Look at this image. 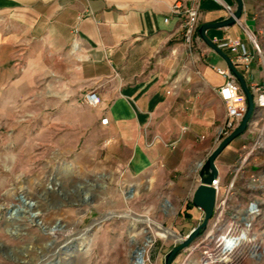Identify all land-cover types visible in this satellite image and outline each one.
Masks as SVG:
<instances>
[{"label": "crops", "instance_id": "0c3cea01", "mask_svg": "<svg viewBox=\"0 0 264 264\" xmlns=\"http://www.w3.org/2000/svg\"><path fill=\"white\" fill-rule=\"evenodd\" d=\"M243 3L241 19L264 51V0ZM176 4L183 5L179 14L172 12ZM225 5L236 8L237 2L0 0V98H46L64 110L92 108V127L127 154L132 176L165 173L194 192L196 166L213 148L225 118L216 92L225 79L215 68L228 66L197 38L190 59L185 10L199 6L201 27L226 20ZM207 36L240 38L253 49L236 25L209 29ZM242 75L248 86L262 82V66L255 62ZM92 90L102 99L97 108L82 101ZM75 121L88 128V110ZM246 144L245 136L235 139L219 156V167L235 162L238 155L230 159L228 151L239 153ZM189 213L198 222L203 215L194 206Z\"/></svg>", "mask_w": 264, "mask_h": 264}, {"label": "rangeland", "instance_id": "374dc122", "mask_svg": "<svg viewBox=\"0 0 264 264\" xmlns=\"http://www.w3.org/2000/svg\"><path fill=\"white\" fill-rule=\"evenodd\" d=\"M74 108L0 98V264H131L146 237L166 235L162 226L184 236L200 224L189 213V186L160 172L132 176L127 154L92 127V108L83 129L75 118L87 110ZM22 194L37 203L40 221L29 218L34 208L11 219ZM161 250L159 241L153 264L166 263Z\"/></svg>", "mask_w": 264, "mask_h": 264}, {"label": "built area", "instance_id": "2783aa9c", "mask_svg": "<svg viewBox=\"0 0 264 264\" xmlns=\"http://www.w3.org/2000/svg\"><path fill=\"white\" fill-rule=\"evenodd\" d=\"M225 9L228 18L234 17L236 8L225 5ZM182 10L183 5L176 4L172 12L179 14ZM185 15L184 43L191 59L197 48L195 38L199 43H204L199 35V6L186 9ZM165 21L169 22V19ZM235 25L242 30L252 50L240 38L226 37L222 40H211L218 48L232 56L229 58L241 74L249 73L255 62L262 66L263 81H253L250 86L247 85L254 98V112L247 131L242 136L250 135L251 143L247 142L237 160L224 169H221L216 161L219 174L211 185L216 191L213 216L201 234L180 251L176 260L178 264H246L248 261H257L264 257V51L260 47L257 35L241 18L236 19ZM215 71L225 79L224 85L216 89L221 102L225 105V118L217 131L213 148L196 166L198 185L200 172L210 155L239 127L248 110L247 97L230 68L216 67ZM198 74L201 75L199 72ZM82 101L93 108L102 104L100 95L94 90L86 93ZM108 123V118L101 120L103 126ZM186 130L184 128L183 131ZM194 193L195 191L192 193L191 203ZM204 217L203 212L199 220L200 224ZM161 231L166 235L161 236L156 233L149 235L150 240H145L137 247L131 264H153L151 252L159 241L162 242L159 260L163 259L166 262L170 251L186 240L192 230L184 236L164 226ZM170 247V251L161 254L165 248Z\"/></svg>", "mask_w": 264, "mask_h": 264}, {"label": "water", "instance_id": "95a60500", "mask_svg": "<svg viewBox=\"0 0 264 264\" xmlns=\"http://www.w3.org/2000/svg\"><path fill=\"white\" fill-rule=\"evenodd\" d=\"M237 2L236 12L234 14V17L227 18L226 20L218 23L213 24H204L199 29V35L201 36L203 42L209 46L213 51H215L217 54H219L226 62L227 66L230 68V70L233 72V74L237 77L238 81L240 82L243 91L247 97L248 101V110L247 113L239 125V127L230 135L228 136L219 147H217L214 152L210 155L209 159L207 160L204 168L200 172V184L197 186L194 198H193V205L194 207L202 210L205 214L203 222L195 227L190 234L188 235V238L181 242V244L177 247H175L173 250L170 251V253L167 256L166 263L165 264H173L175 258L177 255L182 251L184 248L188 247L200 234L201 232L208 226V223L210 219L213 216L215 204H216V191L211 186L213 181L218 177V168L216 165V161L219 158V156L222 154V152L237 138L244 135V133L247 131L249 122L253 116L254 112V98L251 94L246 80L244 76L236 70V68L233 66L231 59L229 56L222 51L216 44L213 43V41L207 36V31L209 29H219V28H225V27H232L236 23V19H240L244 10V3L243 0H235ZM132 196V190H130Z\"/></svg>", "mask_w": 264, "mask_h": 264}, {"label": "bare ground", "instance_id": "6f19581e", "mask_svg": "<svg viewBox=\"0 0 264 264\" xmlns=\"http://www.w3.org/2000/svg\"><path fill=\"white\" fill-rule=\"evenodd\" d=\"M53 188V187H52ZM22 196H23V198H24V200L25 201H23L22 200V202H25V204H22V206H18V207H16L15 209L13 208L12 209V213H11V219H18V217H20L21 218V216H20V214H22V213H24V214H26V212H29V211H27L28 209H33L29 214H30V220L32 221V222H36L37 220L36 219H38L39 220V217L40 216H42V212L41 211H39L38 209H35L38 205H37V203H35V202H33L32 200H30L29 198H27L26 196H24L23 194H22ZM22 198V199H23ZM169 204V206H171V204L170 203H168ZM23 214V215H24ZM40 221V220H39ZM146 222L148 223V224H150L151 223V221L150 220H146ZM151 228V227H150ZM53 229L54 228H51V230L53 231ZM172 235H174L172 232H170ZM146 240L147 241H149L150 240V237H146Z\"/></svg>", "mask_w": 264, "mask_h": 264}, {"label": "trees", "instance_id": "16d2710c", "mask_svg": "<svg viewBox=\"0 0 264 264\" xmlns=\"http://www.w3.org/2000/svg\"><path fill=\"white\" fill-rule=\"evenodd\" d=\"M193 206H194L193 203H191V204H190V207H193Z\"/></svg>", "mask_w": 264, "mask_h": 264}]
</instances>
